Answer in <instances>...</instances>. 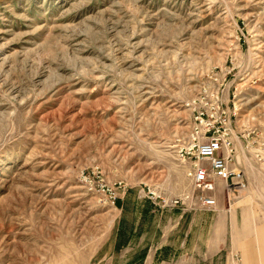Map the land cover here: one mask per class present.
Returning a JSON list of instances; mask_svg holds the SVG:
<instances>
[{"label":"rangeland","instance_id":"obj_1","mask_svg":"<svg viewBox=\"0 0 264 264\" xmlns=\"http://www.w3.org/2000/svg\"><path fill=\"white\" fill-rule=\"evenodd\" d=\"M200 94L245 192L187 176ZM171 220L206 264L264 235V0H0V264H128Z\"/></svg>","mask_w":264,"mask_h":264},{"label":"built area","instance_id":"obj_2","mask_svg":"<svg viewBox=\"0 0 264 264\" xmlns=\"http://www.w3.org/2000/svg\"><path fill=\"white\" fill-rule=\"evenodd\" d=\"M207 97L200 94L189 103L192 107L193 125L191 130V145L188 154L191 162L187 176L197 190L211 187L213 179L225 182L232 193L240 194L248 189L245 171L233 163L232 141L226 135V130L216 126L209 115L207 107H201ZM219 109V105L217 106ZM226 124V122H225ZM178 203V201H175ZM205 208H214L216 199L207 195L202 199ZM234 264H245L239 255H235Z\"/></svg>","mask_w":264,"mask_h":264},{"label":"crops","instance_id":"obj_3","mask_svg":"<svg viewBox=\"0 0 264 264\" xmlns=\"http://www.w3.org/2000/svg\"><path fill=\"white\" fill-rule=\"evenodd\" d=\"M183 227L184 226L181 225V227L178 228V225L173 224L171 220L164 229L162 228L161 238L151 240L140 238L130 239L128 241L117 239L114 240L113 249L117 250L119 257L126 255L130 256L127 260L128 264H135L138 262V250L141 251V254L139 253L141 255L140 264H206V258L204 257L202 260H197L196 262L191 259L189 240L191 225L188 224L185 226V229ZM174 232L180 233L181 239H174ZM246 245L245 243V246ZM250 248L253 249V246L250 245ZM115 250L109 253L110 257L115 255ZM131 250H133V256L130 253ZM198 250L197 247V251ZM237 254L240 255L239 253H231V257L227 256L225 260H222V258H216L215 260V257H212L209 264H234V256Z\"/></svg>","mask_w":264,"mask_h":264},{"label":"bare ground","instance_id":"obj_4","mask_svg":"<svg viewBox=\"0 0 264 264\" xmlns=\"http://www.w3.org/2000/svg\"><path fill=\"white\" fill-rule=\"evenodd\" d=\"M245 225H246L245 227H248V225H249V221L247 218H245ZM253 231H254L255 235L257 236L258 246L255 248V253H254L253 257H250L247 254H244V257H245L244 262H245V264H251V263L264 264V235L261 232V230L258 228V223H256V227ZM248 234L249 233L245 232V234H243L241 236H246ZM235 240H237V239H235Z\"/></svg>","mask_w":264,"mask_h":264}]
</instances>
